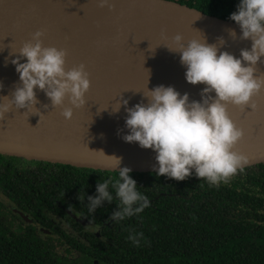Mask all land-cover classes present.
Instances as JSON below:
<instances>
[{"label":"water","instance_id":"obj_1","mask_svg":"<svg viewBox=\"0 0 264 264\" xmlns=\"http://www.w3.org/2000/svg\"><path fill=\"white\" fill-rule=\"evenodd\" d=\"M78 1L0 0V96H10L19 84L11 60L38 30L43 46L66 50V70L83 64L90 80L85 104L73 107L70 119L62 115L63 108L72 107L67 99L52 107L39 89L34 107L9 110L0 119V154L111 175L118 172L108 156H117L121 158L118 167H129L132 177H166L157 176L153 170L157 162L152 149L122 139L127 131V113L123 104L119 111L113 107L123 99L128 100V106L146 103L143 90L161 84L171 85L181 94L187 92L190 100L201 99L204 85L186 82L179 53L162 44L171 43L177 33L185 43L204 38L237 57L240 53L226 46L240 43L250 48L251 41L240 39V28L234 21L176 0H124L135 9L101 11L80 9L85 6L77 7ZM99 13L111 19L101 21ZM232 29L235 37L230 34ZM256 68L254 75L264 73V63L258 62ZM250 103H255V110L231 104L227 109L237 127L244 130L234 150L248 158L244 171L236 175L264 166V88L252 96Z\"/></svg>","mask_w":264,"mask_h":264},{"label":"trees","instance_id":"obj_2","mask_svg":"<svg viewBox=\"0 0 264 264\" xmlns=\"http://www.w3.org/2000/svg\"><path fill=\"white\" fill-rule=\"evenodd\" d=\"M176 1L227 20L239 2ZM52 165L0 154V264H264V166L219 187L191 176L132 177L150 206L117 222L110 219L119 203L111 186L113 202H102L93 213L87 196L118 175ZM74 207L103 227L102 239L90 233L91 246H56L45 232L11 218L31 215L53 230L51 211H61L70 223L82 221L67 212ZM135 233H143L139 245L128 239Z\"/></svg>","mask_w":264,"mask_h":264},{"label":"clouds","instance_id":"obj_3","mask_svg":"<svg viewBox=\"0 0 264 264\" xmlns=\"http://www.w3.org/2000/svg\"><path fill=\"white\" fill-rule=\"evenodd\" d=\"M99 7H114L112 0H97ZM228 19L240 28V39H249L250 48L240 49L239 57L221 51L204 38H192L186 43L180 33L171 37V43H162L169 51L179 53L185 67V80L190 84H203L200 100H190L187 92L181 94L173 86L163 84L143 90L147 102L128 106V100L117 101L113 107L119 111L121 104L127 113L122 139L137 143L141 148L155 152L157 176L177 181L195 175L210 186L227 184L238 172H243L248 158L234 150L244 135L228 113V105L256 109L250 103L254 94L264 88V73L254 75L257 64L264 63V0H239L236 10ZM235 37V30H230ZM41 31L32 35L11 60L19 76V84L11 95L0 96V119L13 107L27 109L38 102L36 89L50 99L52 107L60 106L65 99L72 107H65L62 115L70 119L73 107L85 104V93L90 87L88 72L83 64L66 70V50L43 46ZM165 39H167L165 37ZM223 43V39L220 40ZM21 58H26L21 62ZM3 85L0 84V88ZM44 107H47L45 105ZM39 122V121H38ZM118 178L111 177L96 185V195L87 196V208L93 213L104 201H119L110 219L122 221L143 212L150 206L149 199L137 189V182L127 166L118 167L120 157L108 156ZM114 190L113 192L109 190ZM143 233L129 234L128 239L139 245Z\"/></svg>","mask_w":264,"mask_h":264},{"label":"flooded vegetation","instance_id":"obj_4","mask_svg":"<svg viewBox=\"0 0 264 264\" xmlns=\"http://www.w3.org/2000/svg\"><path fill=\"white\" fill-rule=\"evenodd\" d=\"M38 162V161H35ZM44 163V162H43ZM47 164V163H45ZM56 166V165H52ZM145 179H152L157 177H142ZM75 203V202H73ZM73 209V211H72ZM69 208L67 209V212L71 215L73 219H81L76 223L72 222L70 223L65 216L61 215V211H58L59 213H56L55 211L49 212V219L54 224V229H43L40 225V219L39 218H33L31 215L27 216L24 214H20L21 217H18L17 215H11V218L13 221L17 224H21L23 226H28V224H31L35 227L36 231H43L47 234L46 237L51 238L53 240V244L56 246H91V239H90V233H94L95 236L98 238H103V227L101 225L95 224L93 222H90L87 218L84 217V215L81 213V210L79 208ZM72 211V213L70 212ZM14 217V218H13ZM23 217L24 220L21 218ZM50 223V225L52 224ZM53 226V225H52ZM64 232V233H63ZM67 236V238H66Z\"/></svg>","mask_w":264,"mask_h":264},{"label":"bare ground","instance_id":"obj_5","mask_svg":"<svg viewBox=\"0 0 264 264\" xmlns=\"http://www.w3.org/2000/svg\"><path fill=\"white\" fill-rule=\"evenodd\" d=\"M112 3L114 5L113 8H126V9H135L134 7L130 6L127 2H125L124 0H112ZM80 4H83L85 6V8H80ZM77 7H79L80 9L86 10L88 8L94 9L95 11H101L102 9L106 8L109 9L107 6L105 7H99L97 0H79L76 3ZM99 18L101 21H109L111 19L110 15L108 16H104L103 14L99 13ZM171 24L173 25H179V26H183L181 23L177 22V21H171ZM244 45V44H243ZM241 45L240 43H234L231 45H227L226 47H231V51L240 53V49L244 48V46ZM237 56V55H234ZM184 69V67H182Z\"/></svg>","mask_w":264,"mask_h":264}]
</instances>
